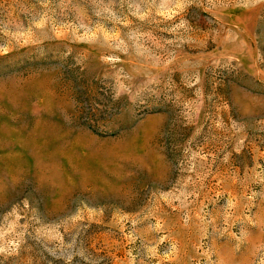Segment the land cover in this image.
Masks as SVG:
<instances>
[{
  "label": "rangeland",
  "instance_id": "1",
  "mask_svg": "<svg viewBox=\"0 0 264 264\" xmlns=\"http://www.w3.org/2000/svg\"><path fill=\"white\" fill-rule=\"evenodd\" d=\"M0 264H264V0H0Z\"/></svg>",
  "mask_w": 264,
  "mask_h": 264
}]
</instances>
